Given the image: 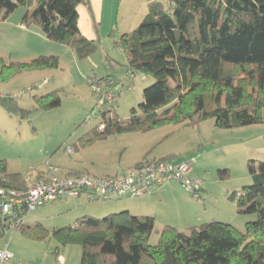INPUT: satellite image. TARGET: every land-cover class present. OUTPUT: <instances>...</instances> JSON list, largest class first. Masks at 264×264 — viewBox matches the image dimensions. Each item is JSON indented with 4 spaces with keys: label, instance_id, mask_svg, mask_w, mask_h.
<instances>
[{
    "label": "trees",
    "instance_id": "obj_1",
    "mask_svg": "<svg viewBox=\"0 0 264 264\" xmlns=\"http://www.w3.org/2000/svg\"><path fill=\"white\" fill-rule=\"evenodd\" d=\"M79 4L91 11L90 0H0V21L24 6L23 25L39 26L47 39L84 58L97 49L98 40L80 33ZM97 27L96 22L95 32ZM110 34L125 56L124 76L129 80L110 75L91 80L112 88L141 73L154 81L143 89L142 101L127 118L116 114L114 103L98 105L96 96L94 108L100 121L78 137L76 147L126 131L145 132L169 124L198 126L209 118L221 129L264 124V0H150L135 28L125 33L113 29ZM57 66L56 55H38L29 61L0 56V81L21 71ZM33 98L37 109L60 104L54 91ZM0 107L20 118L30 112L10 95L0 94ZM247 168L251 182L229 196L237 213L255 215L243 231L215 220L186 231L167 224L150 243L154 216L127 209L103 217L82 214L72 224L50 231L40 222L25 220L15 229L40 240L51 234L62 246L78 244L80 264H264V161L250 159ZM219 174L226 175L227 170ZM28 177L8 171L7 162L0 159V202L9 200L12 191L44 179ZM26 214L20 208L19 215ZM9 220L0 215V237Z\"/></svg>",
    "mask_w": 264,
    "mask_h": 264
},
{
    "label": "rangeland",
    "instance_id": "obj_2",
    "mask_svg": "<svg viewBox=\"0 0 264 264\" xmlns=\"http://www.w3.org/2000/svg\"><path fill=\"white\" fill-rule=\"evenodd\" d=\"M84 12H87L86 18L88 14L87 21H90L93 31L91 34L98 40V47L92 54L78 58L66 45L53 42L49 46H53L55 52L44 54L58 56L56 68L21 71L6 81H0V93L13 96L21 108L30 111L27 118H20L9 115L0 107V159L7 162V170L27 175L30 180L42 170L68 175L76 171L111 175L127 169L134 160L140 158L138 162H141L144 156L146 159L164 154H171L172 158L188 157L194 160L190 175L200 180L206 189V195L197 198L201 203L192 209L198 216L207 215L206 220L197 225L212 220L223 221L243 231L245 222L254 219L255 215L237 213L235 200L229 196L251 182L248 160L264 161L263 123L221 129L215 127L213 119L209 118L198 126L169 124L145 132L111 134L89 145L72 146L79 136L100 121L94 108L97 93L90 86L91 78L110 75L118 80L123 77L129 80L128 75L124 76L125 56L115 42L116 38L110 34V28L105 24L101 29L98 23L96 36L91 16L86 9ZM80 24L86 29L82 16ZM31 38L33 41L29 42L37 43L34 37ZM38 55L29 56L19 52L17 57L9 58L29 61ZM131 79L130 82H122L123 88L114 102L115 112L120 118L130 115L131 108L142 101L143 89L154 81L152 76L141 73H136ZM51 91L59 96L60 104L51 109H37L33 96ZM67 146L73 148L72 153L66 151ZM224 169L227 174L221 176L219 171ZM65 174L53 175L61 178ZM139 198L88 202L82 195L74 201L69 198L66 201H53L27 212L25 222H40L50 231L72 224L84 210L83 213L89 210L95 213L89 215L103 217L108 214L101 212L104 205ZM164 218L155 219L150 243L156 242L157 230L166 225ZM187 228L181 230L186 231ZM5 245L15 255L18 264H80V246H62L51 234L40 240L26 236L19 230L8 229L0 237V249Z\"/></svg>",
    "mask_w": 264,
    "mask_h": 264
},
{
    "label": "crops",
    "instance_id": "obj_3",
    "mask_svg": "<svg viewBox=\"0 0 264 264\" xmlns=\"http://www.w3.org/2000/svg\"><path fill=\"white\" fill-rule=\"evenodd\" d=\"M148 1L150 0H90L91 11H89L84 5L79 4L77 6V24L79 31L87 38H96L93 34H91L93 31L91 30L90 21L89 23L87 21V19L89 20L88 14L87 18L85 16V13L87 12H84V10L86 9L91 16L93 29L96 36V22L99 23L101 29H103L106 24L107 28H110V30L115 29L118 33L129 32L143 19L147 12ZM81 8L84 10H81ZM26 12L27 8L19 5L6 19L0 21V56L17 57V53L19 52L27 53L29 56L37 53H39V55H45L44 53L47 52H51L50 54L55 52L52 50L53 46H49L53 42L46 38L39 26H25L22 24L21 19ZM114 15L116 16L115 19ZM81 16L83 17V24L86 29H83V26L80 24ZM31 37H34L37 40V43L29 42V40L33 41ZM42 47H45V49H42ZM72 146L76 147V144L74 143ZM168 155L171 154H164L160 157H152L150 159L163 158ZM139 160L141 159L139 158L138 160L132 161L127 169H123L122 171L116 173L125 172ZM172 160L179 162L188 160V157H174ZM55 172L42 170L40 172H36L32 177L35 179L38 175H40V177H45V174H65V172L64 174H58L57 172L59 171ZM100 175H107V173H102ZM204 195H206V189L202 184L200 198H202ZM200 203V199L190 197L186 194V192H184L177 182L171 181L156 188L153 194L142 196L137 200L129 202H116L104 205L103 208H101V212L102 214H105L127 209L132 214L152 215L155 219L157 218V220L160 217H165L164 220L167 222L166 225H173L181 230L182 228L197 225L198 222L206 220L207 215H203V217L198 216L196 213H194V211H192L193 207ZM84 211H82L81 214H95L89 210L86 211L87 213H83Z\"/></svg>",
    "mask_w": 264,
    "mask_h": 264
},
{
    "label": "built area",
    "instance_id": "obj_4",
    "mask_svg": "<svg viewBox=\"0 0 264 264\" xmlns=\"http://www.w3.org/2000/svg\"><path fill=\"white\" fill-rule=\"evenodd\" d=\"M89 83L93 92L97 93L100 106L114 103L123 88V84L108 88L104 82ZM66 151L72 153L73 148L67 146ZM193 162V159L179 162L144 159L125 172L111 175L79 173L60 178L48 174L39 182L29 183L23 191H12L9 200L0 202V215L9 216L11 223L8 229L13 230L25 220V217L19 215L20 208L29 212L53 201H65L68 198L75 200L82 195L88 202L141 197L153 194L156 188L171 181L179 183L191 196L199 198L202 182L190 175ZM6 246L0 249V264H18Z\"/></svg>",
    "mask_w": 264,
    "mask_h": 264
}]
</instances>
